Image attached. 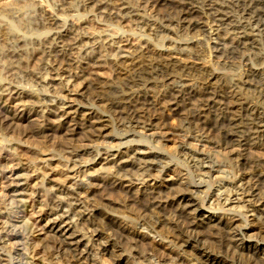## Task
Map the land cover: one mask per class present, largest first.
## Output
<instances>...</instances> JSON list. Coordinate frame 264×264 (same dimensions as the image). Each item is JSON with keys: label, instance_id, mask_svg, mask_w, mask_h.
Listing matches in <instances>:
<instances>
[{"label": "bare ground", "instance_id": "1", "mask_svg": "<svg viewBox=\"0 0 264 264\" xmlns=\"http://www.w3.org/2000/svg\"><path fill=\"white\" fill-rule=\"evenodd\" d=\"M5 1L0 264H52L40 260L34 233L55 237L71 264H93V250L110 264H264V0H58L32 16L23 11L37 0ZM164 7L174 18L157 17ZM84 13L133 27L136 42L124 27L82 33L71 18L82 23ZM205 39L210 57L260 67L241 83L192 62ZM42 63L63 95L49 90ZM250 81L256 101L242 92ZM17 130L32 143L5 137ZM53 163L64 171L58 182L40 176ZM135 186L143 220L103 209L108 187Z\"/></svg>", "mask_w": 264, "mask_h": 264}, {"label": "rangeland", "instance_id": "2", "mask_svg": "<svg viewBox=\"0 0 264 264\" xmlns=\"http://www.w3.org/2000/svg\"><path fill=\"white\" fill-rule=\"evenodd\" d=\"M1 1L0 2L2 4L5 0H1ZM37 1L40 2L39 5L41 6L40 7L41 9L39 7H37V8H33L32 7V8L24 9V11H23V13H25L24 15L32 16L34 14L39 13L40 10L43 11L44 13H52V11H53L52 9H53L54 4H56L58 2V0H56V1L55 0H37ZM5 2H7V0ZM8 2H10V1H8ZM78 2H80V0H73L74 4H77ZM36 9H38V10H36ZM143 13L146 16H149V17L152 16L151 15L152 12L150 11V9H145L143 11ZM172 13H171V11L167 10V7H164V8H161V10L159 11L157 17L160 18V19H164V18L168 19L167 17L169 15H170L169 17H171ZM163 14L166 15L167 17L164 16ZM83 18H85V20H83L82 23H78V21L75 20L74 18H71V20L73 21L74 24H76V25H78L80 27V30L82 31V33L93 37V39H96L99 35H102V34H108V35L115 34L117 32H122L125 29L126 33L128 35H130L128 37L130 39V41L133 40L132 43L136 42L137 35L134 33L135 32L134 29L132 30L133 27L128 29L127 26H123V24H122V26L121 25L118 26L116 24V22H115V19L112 20V19H110L107 16H103V14H101V13H98L94 17H92L90 15V13H84ZM171 18H174V13H173V17H171ZM8 20H9V18L8 17L6 18L4 13H0V21H1L0 25L1 26L4 23V21H8ZM123 27H124V29H123ZM130 29H131V31H129ZM31 32L33 33L34 31H30V33ZM150 38H151V40H154L152 36H150ZM155 41L156 40H154V42ZM201 42H203V43H201ZM207 42H209L211 44L212 41L210 42L207 39L200 41L198 46L194 49L193 55H191V61L194 62V63H197V64H202L203 63L205 65L208 64V62H209L211 65L213 64L212 65L213 68L218 69L221 73H225L226 74L225 77L227 79H230L231 81L235 80V79L236 80L238 79L242 83V81L244 82L245 80L249 79L248 74H250L252 72V70L256 71L255 67H256V69H258L260 67L259 64H258L259 62L258 63L255 62L254 63L253 60H248V59H242V60H240V59H226V58H221V57H217L216 58V56H214V54H215L214 52H212V55L210 57L209 56L210 55L209 54L210 51H209V48L207 47L208 45L206 44ZM160 43L161 42L158 41V44H160ZM0 47H1L0 48V50H1L0 53H2L4 49H3V46L0 45ZM218 58H220L219 61H218ZM216 60H217L218 63L216 62ZM219 62H220V64H219ZM42 65H43V63H42ZM256 65H258V66H256ZM44 66L45 65L40 67L41 68L40 72H42V75H43L44 78L47 77L48 83L50 85L49 90L51 91V93H55V95H63L62 85L56 80V76L55 75H52V74L50 75V74H48V72H46L47 71L46 70V66L45 67ZM191 76H192V78H191L192 80L191 81H192V83L195 81V83H194L195 86L199 87V86H202L204 84L203 83L204 82L203 78L201 79L202 81H200V79H198V78H201V77L198 76L195 72H193L191 74ZM196 83H197V85H196ZM256 86H257V84L255 82H253V81H250L249 83L241 84L242 92H245V94H247L249 96V99L252 100V101H256L259 98L258 97L259 96L258 87H256ZM154 88L155 89L157 88L155 90V93H159L160 92V89H161L160 86H158V87L156 86ZM154 88H153V91H154ZM90 96H88V97H90ZM165 114L168 117V121H169L170 125H173L175 123L174 113L172 111H170V110H165ZM13 134L8 133L7 135H5V137L9 138L10 135H11L12 136L11 138H14L17 141H21L22 142L25 139L26 140L25 142L31 141V143H32V139L31 138L30 139L29 138H25L24 136L21 135V134H23L21 130H17L16 132H13ZM110 142L114 143V140H111ZM168 146L172 148V143H168L166 145V148H167L168 152L170 151L169 153H171V155H170V158H171L173 156V151L174 150H173V148L171 149ZM41 149L45 150V148H40V150ZM155 151L160 152L157 149ZM257 152L260 153L264 157V149L257 150ZM53 165H54L55 168L53 167ZM57 165H58L57 163H55V164L53 163L51 167H53L52 170H54V169L55 170L54 171H52V170H48L47 171V169H45V170H43V172H40V173H42L40 176H42V175L50 176V178H52L53 180L55 179V181H57V182L59 180H62L63 179L62 175H63L64 171L61 169L60 165H58V167H57ZM56 178H57V180H56ZM58 178H59V180H58ZM1 182H0V194L3 191V189H2L3 183H1ZM137 187L138 186H135L131 190H127L126 189L127 193H126L125 189H116L117 190L116 191L113 188H109V187L107 188L106 187L107 188L106 193L109 191L108 192L109 195H106V196L111 201L109 200L108 202H106L105 207H103V209L105 208V210H107L110 207V210L112 209L111 212H115V213L117 212L118 215H122L123 217H127V220H129V221L137 222V221L143 220V218L146 217V215H145L146 213L143 211V208L141 207L140 202L136 203V198L138 197L137 200L140 199L139 201H141V200H143L142 199L143 196L141 195L142 196L141 197L139 195ZM111 189H112L113 192L110 191ZM132 190L134 192H132ZM136 191H137V193H136ZM163 193L166 194V195H170V196L172 194L171 191L170 192L165 191ZM92 195H93L92 198L95 199V201L93 202V205L100 206V204H104V202H102V198H101L102 197V193H100V190H98V189L94 190ZM134 199H135V201H134ZM176 201L178 202V200H172L171 201L172 206H175V204H177ZM106 205H107V207H106ZM110 210L108 209V211H110ZM135 211L138 212V214H136ZM169 214L170 213H167L168 216H169ZM141 215H142V217H141ZM143 216H145V217H143ZM130 217H131V219L132 218L133 219L131 220ZM175 217H176V214H175ZM37 234L38 233H34L33 234L32 241H35V243L33 242V244H37L38 243L37 245H45V248H43V252L42 251L40 252V254L42 255V258L40 260H43L44 263L47 262V261H50V263H52V264H71L72 263V258H71L72 254L67 253L66 251L61 249V247H59L56 244V242H55L56 240L54 239L55 237H50L49 239H46V238L44 239V237L41 236V238H43V240L42 239L41 240L40 239L37 240L38 237L40 236V235H37ZM9 247L10 246H8V248ZM74 254L76 255L77 253H74ZM90 254L92 256H94L92 258L93 259V262H92L93 264H110L109 259H108V255H103V256L102 255H97L94 250H93V252H90Z\"/></svg>", "mask_w": 264, "mask_h": 264}]
</instances>
